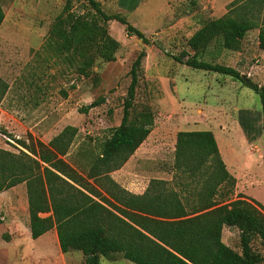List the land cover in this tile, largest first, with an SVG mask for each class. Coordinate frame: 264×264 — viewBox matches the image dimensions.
<instances>
[{
  "label": "trees",
  "instance_id": "trees-1",
  "mask_svg": "<svg viewBox=\"0 0 264 264\" xmlns=\"http://www.w3.org/2000/svg\"><path fill=\"white\" fill-rule=\"evenodd\" d=\"M65 0L48 29L44 49L92 85L100 82L98 62L116 59L121 47L109 32L116 20L128 35L145 41L127 17L106 9L102 0H81L82 11ZM188 7L196 9L195 1ZM4 20L0 0V26ZM258 28V47L264 51V0H232L216 18L194 12L185 23L189 31L179 63L232 77L260 96L262 115L238 110L243 131L252 136L264 121V86L233 66L203 59L211 42L238 50L248 31ZM145 50L140 49L128 70L118 125L107 130L97 152L82 173L64 159L77 134L66 125L47 143L16 139L19 152L0 147V192L25 184L29 230L33 239L55 228L62 253L80 251L84 264L120 254L133 264H261L264 261V206L242 194L231 199L235 178L227 171L211 130H178L171 180L152 178L140 194L122 187L111 172L124 165L146 139L154 123L151 106L137 100L138 75ZM8 83L0 76V102ZM104 101L99 96L80 109L87 112ZM264 128V124L262 123ZM42 214H45L42 216ZM2 223L0 215V224ZM224 226L238 233L236 248L222 239ZM9 241L10 236L2 233Z\"/></svg>",
  "mask_w": 264,
  "mask_h": 264
},
{
  "label": "rangeland",
  "instance_id": "rangeland-1",
  "mask_svg": "<svg viewBox=\"0 0 264 264\" xmlns=\"http://www.w3.org/2000/svg\"><path fill=\"white\" fill-rule=\"evenodd\" d=\"M64 1L2 0L0 76L9 87L0 102V147L17 153L24 149L16 142L17 138L27 139L31 134L47 143L63 127L72 125L78 131L64 159L85 173L87 160L97 152L107 130L120 122L122 100L130 81L128 70L136 54L144 49L136 98L151 106L154 123L146 139L134 151L130 165L124 169L129 182L136 183L138 190H142L152 178L171 180L177 131L211 130L228 169L244 173L238 176L239 187L233 190L231 199L243 195L240 188L246 186L249 183L246 179L250 178L246 173H253L257 178L264 173V121L259 120L251 136L240 126L238 110L249 108L254 114L262 115L259 94L230 76L192 68L173 59L185 47L189 31L178 25L168 28L167 0H141L140 11L129 14L130 19H140L142 27L149 29L144 34V42L142 38L128 35L124 26L114 20L109 32L120 41L121 47L115 60L97 63L94 69L98 70L101 80L92 85L60 59L50 57L44 49L49 25L61 11ZM82 8L81 0L72 1V10L80 12ZM205 9L209 13V9ZM146 10H153L154 17L145 16L143 11ZM256 53V36L250 30L238 50L224 49L213 41L203 59L233 66L246 79L249 77L262 86L257 79L264 83V73L255 72L253 75L256 67L250 69L257 66L253 55ZM248 69L251 75L247 74ZM99 96L104 97L102 103L87 112L80 111ZM120 175L123 174L115 172L114 179L119 181ZM255 184L246 187L247 194L258 183L255 181ZM25 191V184L19 183L0 193V215L3 217L0 264H54L59 257L54 231L35 239L29 235L23 245L17 247L8 245V241L2 238V233L18 234L19 237L23 233L26 206L28 209ZM244 198L251 202L255 200L250 196ZM13 223L14 227L18 226L15 230L11 226ZM234 230L226 228L223 237L226 243L236 248L239 238ZM64 254L66 257L70 254L64 264H84L80 251ZM100 264L133 263L115 254L111 258L102 257Z\"/></svg>",
  "mask_w": 264,
  "mask_h": 264
},
{
  "label": "crops",
  "instance_id": "crops-1",
  "mask_svg": "<svg viewBox=\"0 0 264 264\" xmlns=\"http://www.w3.org/2000/svg\"><path fill=\"white\" fill-rule=\"evenodd\" d=\"M189 1L190 0H167L166 1L167 6L169 7V12L167 14V18H168V22H169L168 23V28H173V27L178 25L179 28L183 27V30H184L185 23L190 20L192 14L194 12H196L198 9L201 10V13L203 12L202 14H208V16L213 17V18L219 17V16L223 15L226 12L225 5L227 3H229V2H231L232 0H194L196 9H194L193 11H191L189 9V7H188V2ZM102 3L104 4V6L105 5L109 6L113 11H117V12L123 13L125 15L127 14L126 15V16H128L127 20L135 28H137L140 32H142L143 34H145V32H147L149 30V29H144L142 27L143 23H142V21L140 19H130V15L129 14L132 15L133 13L140 11L139 8L141 6V0H104V1H102ZM223 3H225V4H223ZM222 4H223V6H222ZM206 7L209 9V13L206 12V9H205ZM106 9H109V8H106ZM111 9H109V10H111ZM143 12H144L145 16H147V17H149V16L150 17L151 16L154 17V11L153 10H149V11L146 10V11H143ZM113 23H115L114 20L110 21L109 22V26L112 27ZM179 28H177L176 30H178ZM258 31H259L258 28H254V29L251 30L252 34L256 36V44H257V51H258V53L253 54L254 57H256L255 62L257 63L256 64L257 66L250 67L251 70H252L253 67L254 68L256 67L254 69L253 75H255V72L256 73L259 72L261 75L264 73V51L261 50L258 47V39H257ZM248 32H250V31H248ZM241 43H242V41H241ZM247 74L251 75V73L249 72V69L247 71ZM257 81L259 82L260 85L264 86V83H262L261 79H257ZM218 148H219V145H218ZM219 151H220V154H221V158L223 159V161L225 163L227 171L232 176H234L235 179H236L235 188H234V190H236L237 187H239V182H240L239 179H238V176L240 174L244 175V173L241 170H236L235 172L234 171L231 172L228 169V167H227L226 160L224 159L220 148H219ZM134 153L128 158V160L124 163V165H122V167H120L119 169H117L115 171H112L110 174L113 177V179H114L113 175H114L115 172L118 171L119 173L123 174V175H120L121 179L119 181L117 180V182L122 187L127 189L128 191H130L132 193H135V194H140V193H142L144 191V189L146 187L144 189H142V190H138L139 189V185H137L136 183L135 184H131L129 182L130 178L126 174L127 170H124L125 167L127 168V166L130 165V163H131L130 161H131V159H133V156L135 155ZM246 175L248 177H250L248 179L245 176V178H247L246 180L249 183L247 182L248 184H246V186H242L241 187L242 189L240 188L239 192L243 193L244 196H250V197L254 198L255 200H257L259 203H261L264 206V173L260 174V176H258L259 178H257V176L254 177L255 175H253V173L249 174L247 172ZM114 180H116V179H114ZM255 181H256V183H258L257 186L255 187V189H250L249 194H247V191L245 190L246 187H251L253 185H256ZM11 188H14V186L11 187ZM8 189H10V188H8ZM0 193H3V191L0 192ZM25 194H26V191H25ZM25 203L27 204V196H26V199H25ZM26 204H25V206H26ZM43 215H45V214H42V216ZM24 218H25V223H24L25 225L23 226V233H21V235H20L21 237H19L18 234L10 236V239L8 241V243H9L8 245H13V246H16V247L17 246H21V245H23V241L28 239V236L30 235V230H29V217H28L27 206H26V209H25ZM1 219H3L2 216H1ZM7 225L5 226L6 230H7ZM13 225H15V224L13 223L11 226H13ZM15 227L13 226L12 228L15 230V229H17L18 226L16 225ZM226 228L228 229L229 227L224 226V228L222 230V239L223 240H224L223 235H224V231H225ZM231 229H234V228H231ZM50 231H54L55 241H56L55 245L59 249L58 250L59 251L58 252L59 253V257H58V259H55V261L53 263L54 264H64V259H66L71 253L66 257V255L61 252V250L59 248V244H58L55 228H52V229L48 230L47 232L43 233L39 237L45 235L46 233H48ZM234 231L236 232V230H234ZM39 237H37V238H39ZM37 264H41V263L37 262ZM43 264H47V262H44Z\"/></svg>",
  "mask_w": 264,
  "mask_h": 264
},
{
  "label": "water",
  "instance_id": "water-1",
  "mask_svg": "<svg viewBox=\"0 0 264 264\" xmlns=\"http://www.w3.org/2000/svg\"><path fill=\"white\" fill-rule=\"evenodd\" d=\"M241 77H242L244 80H247L244 74H241Z\"/></svg>",
  "mask_w": 264,
  "mask_h": 264
}]
</instances>
